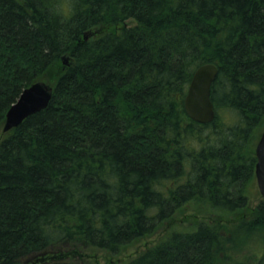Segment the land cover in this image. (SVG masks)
<instances>
[{"label":"trees","instance_id":"trees-1","mask_svg":"<svg viewBox=\"0 0 264 264\" xmlns=\"http://www.w3.org/2000/svg\"><path fill=\"white\" fill-rule=\"evenodd\" d=\"M65 56L49 106L0 135V264L74 241L116 256L190 201L248 205L264 0H0V129ZM209 62L216 117L202 124L184 99ZM252 221L239 229L264 237V200ZM223 225L176 230L114 264H220L242 233ZM250 264H264V250Z\"/></svg>","mask_w":264,"mask_h":264},{"label":"rangeland","instance_id":"rangeland-1","mask_svg":"<svg viewBox=\"0 0 264 264\" xmlns=\"http://www.w3.org/2000/svg\"><path fill=\"white\" fill-rule=\"evenodd\" d=\"M68 56L63 57L61 65L50 70L44 80L47 82H55L56 73ZM64 64H66L64 62ZM223 119L232 121L234 118L228 111H220ZM3 128V126H2ZM0 129V135L2 134ZM264 130V122L257 127L252 137L253 151L255 152L256 145ZM248 194V205L235 213L221 211L212 207L210 202L203 200H194L188 202L181 210H179L171 219L165 221L159 228L151 235L142 237L133 243L124 247L121 252L113 256L111 253L96 247L84 246L79 242H69L60 244L47 249L44 252L33 254L22 258V264H54L55 262H74L76 264H114L117 262H124L133 259L141 253L147 251L150 247L160 243L168 235L176 230L189 231L194 230L202 222L207 223H223L222 230L224 232L237 231L242 232L237 238L236 242L226 241L229 245L230 258L221 252L218 257L220 264H250L254 262L264 250V237L259 228L258 231L249 236L243 234L245 232L246 224H252L255 219V213L258 205L264 200L262 196L256 175L245 185ZM236 225V226H234ZM257 225V224H256ZM238 226V227H237ZM239 226H244V229H239ZM225 234V233H224ZM42 259V260H41Z\"/></svg>","mask_w":264,"mask_h":264},{"label":"water","instance_id":"water-1","mask_svg":"<svg viewBox=\"0 0 264 264\" xmlns=\"http://www.w3.org/2000/svg\"><path fill=\"white\" fill-rule=\"evenodd\" d=\"M90 33H85L89 38ZM64 62L68 64V59ZM219 73V66L209 62L200 65L194 72L184 99L187 114L196 122L207 124L216 117V109L211 97L212 84ZM53 85L37 81L26 87L18 100L7 112L2 131L7 133L18 127L30 115L46 109L53 95ZM257 157L255 174L258 186L264 197V130L256 145Z\"/></svg>","mask_w":264,"mask_h":264}]
</instances>
